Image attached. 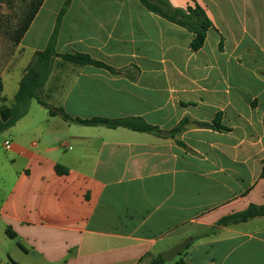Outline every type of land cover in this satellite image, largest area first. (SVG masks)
<instances>
[{
    "label": "crops",
    "instance_id": "obj_1",
    "mask_svg": "<svg viewBox=\"0 0 264 264\" xmlns=\"http://www.w3.org/2000/svg\"><path fill=\"white\" fill-rule=\"evenodd\" d=\"M65 1L43 2L22 57L45 48ZM167 1L205 11L212 27L200 50L138 0H71L55 51L114 72L56 59L62 74L53 67L43 96L72 118H140L164 132L190 124L162 138L68 123L40 105L36 119L31 101L0 143V264H147L188 238L166 264H264V217L209 233L264 205V0ZM25 68L11 98L1 78L6 102Z\"/></svg>",
    "mask_w": 264,
    "mask_h": 264
},
{
    "label": "trees",
    "instance_id": "obj_2",
    "mask_svg": "<svg viewBox=\"0 0 264 264\" xmlns=\"http://www.w3.org/2000/svg\"><path fill=\"white\" fill-rule=\"evenodd\" d=\"M44 1L45 0H29L25 3L21 17H19L15 26L9 28L7 32V37L13 45H18L21 42ZM70 1L71 0H66L60 10L56 18L55 27L45 48L41 51L35 52L30 63L26 67L24 74L19 81L18 89L13 97L12 104L10 106H2L0 108V133L13 127L16 122L27 114L32 100H35L40 106L46 108L50 116H60L63 121L76 125L91 127L102 126L108 129L121 127L134 132L148 133L162 138L173 137L184 131V129L190 124V121L187 118L181 120L180 123L171 131L164 132L160 131L157 127L147 124L140 118L129 117L109 119L104 117H94L83 120L80 118H72L62 109H52L47 105L45 97L43 96V88L51 74L56 59H59L63 64L69 63L78 66L89 65L106 69L111 73L114 72V70L109 66L92 59L86 54H58L55 51L59 25ZM138 1L149 12L154 13L168 22L191 33L193 37L189 44V48L192 52H196L203 47L207 31L210 27H212V24L205 11L200 6L194 4L193 6H188L185 9H179L171 7L167 0ZM2 100L5 101V98H2ZM193 125L199 127H210L212 129H215V126H217L216 123H214V126L213 124L209 125L205 123H193ZM56 172L61 174L65 173V170H63L60 166H57ZM261 177L264 178V165L262 167ZM256 217H264V205L251 204L241 212L222 217L218 220L214 227L210 228L209 233L215 232L218 227H227L230 225L244 223ZM5 234L10 239H14L16 237L9 227L5 229ZM147 264H166V261L160 255H157L150 258ZM175 264H180V262L178 261Z\"/></svg>",
    "mask_w": 264,
    "mask_h": 264
},
{
    "label": "rangeland",
    "instance_id": "obj_3",
    "mask_svg": "<svg viewBox=\"0 0 264 264\" xmlns=\"http://www.w3.org/2000/svg\"><path fill=\"white\" fill-rule=\"evenodd\" d=\"M28 1L29 0H0V81L1 78L6 81L4 93L9 98H11L15 92L16 80L20 77L22 69L25 66L27 67L31 60H29V56L22 57L23 55L17 49V45H13L9 41L7 37V32L9 28L15 26L16 22L19 20V17H21L22 15L25 3H27ZM43 22H46V18L44 17ZM46 31V29L43 30V34L41 36L42 38L45 37ZM54 68L55 70L53 77H60V75L62 74V70H60V68L58 70V66H54ZM10 71L13 72L8 74ZM2 98L3 97L1 85L0 108L2 106H10L12 104V101L6 102V99L5 101H3ZM31 104L32 114H34L35 118L38 119L40 115L44 112V109L40 107L35 100H32ZM4 132L0 133V143L4 139ZM1 151L4 152V150ZM0 157L2 158V156Z\"/></svg>",
    "mask_w": 264,
    "mask_h": 264
},
{
    "label": "water",
    "instance_id": "obj_4",
    "mask_svg": "<svg viewBox=\"0 0 264 264\" xmlns=\"http://www.w3.org/2000/svg\"><path fill=\"white\" fill-rule=\"evenodd\" d=\"M191 239L188 238L179 244L173 246L171 249L167 250L166 252H163L160 254V256L166 261V262H172L190 243Z\"/></svg>",
    "mask_w": 264,
    "mask_h": 264
},
{
    "label": "built area",
    "instance_id": "obj_5",
    "mask_svg": "<svg viewBox=\"0 0 264 264\" xmlns=\"http://www.w3.org/2000/svg\"><path fill=\"white\" fill-rule=\"evenodd\" d=\"M4 145H5L6 148L10 147V143L9 142H5Z\"/></svg>",
    "mask_w": 264,
    "mask_h": 264
}]
</instances>
